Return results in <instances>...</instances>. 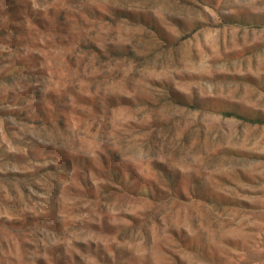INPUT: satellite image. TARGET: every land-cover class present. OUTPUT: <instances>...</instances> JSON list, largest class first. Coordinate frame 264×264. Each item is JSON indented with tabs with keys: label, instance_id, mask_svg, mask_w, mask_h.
Instances as JSON below:
<instances>
[{
	"label": "rangeland",
	"instance_id": "1",
	"mask_svg": "<svg viewBox=\"0 0 264 264\" xmlns=\"http://www.w3.org/2000/svg\"><path fill=\"white\" fill-rule=\"evenodd\" d=\"M0 264H264V0H0Z\"/></svg>",
	"mask_w": 264,
	"mask_h": 264
}]
</instances>
